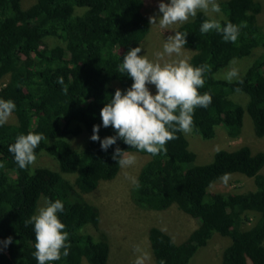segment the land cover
Segmentation results:
<instances>
[{
	"label": "trees",
	"instance_id": "16d2710c",
	"mask_svg": "<svg viewBox=\"0 0 264 264\" xmlns=\"http://www.w3.org/2000/svg\"><path fill=\"white\" fill-rule=\"evenodd\" d=\"M25 1L0 0V98L17 106L12 114L16 121L0 127V162L5 165L0 168V264H37L32 255L33 226L25 227L24 222L35 215L41 196L63 201L64 211L58 216L69 232V255L52 264L83 260L107 264L111 242L106 233L100 229L98 238L86 231L90 224L99 227L101 209L84 195L118 175L121 168L112 159L117 145L149 156L137 175L140 187L132 185L130 190L137 207L163 211L174 204L199 220L181 241L159 226L149 228L158 264H189L215 232L231 238L221 253V264H264L263 151L253 152L248 145L221 148L211 162L196 164V153L184 133L178 132V138L167 143V152L157 156L129 148L119 139L104 151L99 141L90 139L93 125H101V139L116 135L111 127L102 126L100 110L117 88L123 92L133 83L117 68L124 54L139 47L150 30L142 0H28L27 5ZM218 3L221 15L215 18L222 25L246 22L236 43L224 42L219 33L201 34L200 25L208 18L203 12L177 28L188 33L185 48L194 50L188 63L211 66L199 91L210 92L212 103L195 110L193 131L209 140L217 127H223L236 137L247 112L255 135L264 137V24L257 22L261 4L256 0ZM256 48L261 53L241 71L242 84L216 76ZM59 77L68 85L67 93L57 83ZM241 94L247 96L245 105ZM29 131L47 137L35 151L57 161L60 172L55 178L48 177V167L20 169L9 153L17 135ZM83 133L88 139L77 149L70 138ZM234 173L253 178L256 189L209 192L214 182ZM247 223L251 225L246 227ZM8 237L12 243L5 246Z\"/></svg>",
	"mask_w": 264,
	"mask_h": 264
},
{
	"label": "clouds",
	"instance_id": "9594fccd",
	"mask_svg": "<svg viewBox=\"0 0 264 264\" xmlns=\"http://www.w3.org/2000/svg\"><path fill=\"white\" fill-rule=\"evenodd\" d=\"M158 10L162 15L150 16L149 24L151 26L158 24L164 30H175V25L184 24L190 18L196 17L198 12H203L208 18L200 25L201 34L219 33L224 42L236 43L241 28L247 26L246 22L240 24L227 22L222 25L213 15L221 13L218 0H170V3L160 0ZM187 34L175 30V35L168 36L163 44V51L156 53L158 61L150 60L146 55H138L141 46L132 47L124 54L117 71L130 77L133 83L123 92L117 88L114 96H111L110 101L100 110L102 126L111 127L116 135L101 139L99 136L101 125H93L90 139L99 141L102 150L107 151L119 139L129 148L157 156L167 152V143L177 139L178 132L184 134L192 132L195 110L208 108L212 103L210 92L201 94L199 91L205 86V76L211 72V66L208 64L194 66L184 60L159 62L165 56L179 57L187 44ZM222 78L228 83L234 81L243 83L239 69L235 66H230ZM57 83L62 86V91L67 93L68 85L65 84L64 78L59 77ZM148 85L155 86V94H152ZM236 91L240 89L237 88ZM16 107L13 100L0 98V127L9 121ZM46 139L43 133L32 131L27 134L21 133L17 135L15 142L8 146V151L13 154L18 167L26 170L35 164L37 159L35 150ZM112 159L117 161L121 169L130 168L137 162L136 155L122 150L118 145ZM3 167L4 163L0 162V168ZM126 178L136 188L140 187L137 177L126 175ZM63 211L62 200H48L45 206L38 209L37 214L24 222L25 227L33 226L35 251L32 255L37 264H52L62 256L69 255L71 247L69 232L65 230L66 225L58 216V213ZM3 243L5 246L12 243V237H8ZM135 251L141 253L139 246ZM144 259L141 253L134 264H144Z\"/></svg>",
	"mask_w": 264,
	"mask_h": 264
},
{
	"label": "rangeland",
	"instance_id": "374dc122",
	"mask_svg": "<svg viewBox=\"0 0 264 264\" xmlns=\"http://www.w3.org/2000/svg\"><path fill=\"white\" fill-rule=\"evenodd\" d=\"M27 1V2H26ZM25 1L27 5L28 0ZM221 0H218V2ZM261 4V12L257 16V22L260 25L264 24V0H256ZM160 0H142V10L148 17L162 15L159 13L158 6ZM165 3H170V0H164ZM215 17L219 14H213ZM179 25H175L174 29L177 30ZM175 30L161 29L158 24L150 25V30L146 37L139 43L141 52L139 55H146L150 60L158 61L156 56L157 52L163 51V44L168 36L175 35ZM194 50L184 48L182 54L172 57L165 56L159 62H172L174 60L189 61ZM261 53L260 49L254 50L251 56L244 59H236L233 64L220 69L217 77H223L230 66H235L239 69V73L245 70L254 58ZM152 94H155L156 88L154 85H148ZM245 99L246 104L247 96L241 94ZM16 118L12 115L8 123H14ZM189 140V148L196 153V160L194 163H208L213 160V154L218 149H235L242 145H248L253 152H264V137H257L254 132L253 123L250 115L245 112L243 124L240 133L236 137L230 136L223 127L216 128V134L209 140L203 139L198 133L192 130L191 133L185 134ZM88 139V134L71 137L72 144L77 149ZM84 142V143H83ZM137 157V162L134 166L127 169H120L118 175L110 180L103 181L91 193L85 194V198L95 204L101 209V220L98 228L92 225L86 226V231L94 237L100 238V229L106 233V239L111 242L110 256L107 264H134L136 258L141 253L144 255V264H158L152 253L148 239L149 228L153 225L161 227L163 230L173 236L176 241L185 239L191 231L196 229L199 225V220L190 216L189 214L181 211L176 205H172L166 210L157 211L151 209H144L137 207L130 197V190L132 183L126 178V175L137 177L142 164L148 159V155L130 152ZM37 167H48L50 172L49 178H55L57 173L60 172L59 165L55 159L42 151L36 159L35 164L30 166L33 171ZM57 172V173H56ZM264 174V167L260 171ZM234 173L223 177L214 182L210 188V193H242L249 190L256 189L253 178L247 176L237 175ZM66 177L74 179L73 174H65ZM46 199L41 196L38 199V209L45 206ZM254 219V218H253ZM248 222V221H247ZM250 223L245 226L249 227ZM104 236V237H105ZM103 237V238H104ZM101 238V239H103ZM100 240V239H97ZM231 238L223 236L217 232L212 234L205 246L199 247L197 252L191 258L189 264H221V253L223 249L229 245ZM139 246L141 253L135 251ZM81 264H89L83 260Z\"/></svg>",
	"mask_w": 264,
	"mask_h": 264
}]
</instances>
